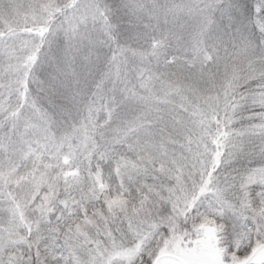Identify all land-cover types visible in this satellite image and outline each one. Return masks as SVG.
<instances>
[{"label":"snow or ice","instance_id":"1","mask_svg":"<svg viewBox=\"0 0 264 264\" xmlns=\"http://www.w3.org/2000/svg\"><path fill=\"white\" fill-rule=\"evenodd\" d=\"M251 10L0 0V264H264V14L217 31Z\"/></svg>","mask_w":264,"mask_h":264},{"label":"trees","instance_id":"2","mask_svg":"<svg viewBox=\"0 0 264 264\" xmlns=\"http://www.w3.org/2000/svg\"><path fill=\"white\" fill-rule=\"evenodd\" d=\"M109 4H112L114 7L122 5L126 2V0H107ZM249 2L252 4V10L248 18L241 17V22L238 23L235 26H229L228 23H219L217 31L219 34L223 35L225 39H228L236 34V29L239 28L240 32L244 37L251 38L254 35L258 36V28L256 27V22L260 19L261 15L264 13L257 12L256 5L259 3V0H249ZM121 15L123 13L121 12ZM130 29L127 25V17H124V20L122 22V26L120 28V39L121 42H124L126 37L129 35ZM64 38L63 36L56 37L52 47L51 51L49 53L50 58L52 59V64H45L41 71L45 73H49L52 71L54 63L59 62L63 57V49H64ZM102 51L107 52V49H102ZM80 61H77V64H79ZM67 103V101H64Z\"/></svg>","mask_w":264,"mask_h":264}]
</instances>
